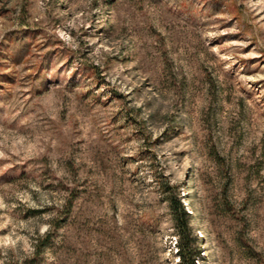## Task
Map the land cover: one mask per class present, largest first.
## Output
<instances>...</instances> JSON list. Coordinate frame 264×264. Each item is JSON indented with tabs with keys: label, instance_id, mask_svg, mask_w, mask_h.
<instances>
[{
	"label": "rangeland",
	"instance_id": "rangeland-1",
	"mask_svg": "<svg viewBox=\"0 0 264 264\" xmlns=\"http://www.w3.org/2000/svg\"><path fill=\"white\" fill-rule=\"evenodd\" d=\"M264 264V0H0V264Z\"/></svg>",
	"mask_w": 264,
	"mask_h": 264
},
{
	"label": "trees",
	"instance_id": "trees-1",
	"mask_svg": "<svg viewBox=\"0 0 264 264\" xmlns=\"http://www.w3.org/2000/svg\"><path fill=\"white\" fill-rule=\"evenodd\" d=\"M165 199L172 213L175 232L177 235V253L181 264H196L199 254V244L191 226V213H188L183 204L179 190L172 191L165 188Z\"/></svg>",
	"mask_w": 264,
	"mask_h": 264
}]
</instances>
